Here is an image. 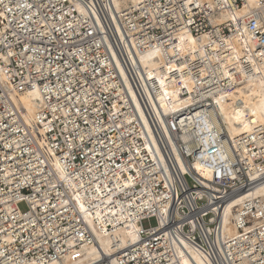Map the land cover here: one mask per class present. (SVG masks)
Returning a JSON list of instances; mask_svg holds the SVG:
<instances>
[{
  "label": "built area",
  "instance_id": "1",
  "mask_svg": "<svg viewBox=\"0 0 264 264\" xmlns=\"http://www.w3.org/2000/svg\"><path fill=\"white\" fill-rule=\"evenodd\" d=\"M242 4L0 0V68L9 86L0 85V264H48L94 244L89 211L98 226L134 221L140 236L94 264H200L190 248L202 264H264V197L234 209V235L223 221L230 201L264 183V127L231 153L216 129H187L192 118L209 121L214 97L238 90L240 74L233 80L222 59H210L230 49L233 35L244 45L247 77L264 85V11L238 15ZM221 7L235 16L214 24ZM185 33L210 40L209 57L175 58ZM151 50L187 64L199 83L194 101L174 110L140 60ZM36 89V120L51 152L11 97ZM176 92L181 102L190 98L183 85ZM151 219L157 224L145 228Z\"/></svg>",
  "mask_w": 264,
  "mask_h": 264
},
{
  "label": "bare ground",
  "instance_id": "2",
  "mask_svg": "<svg viewBox=\"0 0 264 264\" xmlns=\"http://www.w3.org/2000/svg\"><path fill=\"white\" fill-rule=\"evenodd\" d=\"M212 4L220 2L222 4L228 3V0H204ZM137 0H114L117 7L135 4ZM261 9L264 11V0H243L242 6L236 9L238 15H246L252 10ZM235 16L234 12L229 9L221 7L217 17L214 19L216 22H227ZM228 43L231 44L229 50L222 51L221 55L210 57L216 59L214 62L222 59V66L225 72L234 80L233 71L240 74V85L235 92H223L218 97H214V103L210 104L209 121L203 123L200 119H193L187 126V129H194L195 132H201L208 128H214L218 135L223 136L224 152H233V146L240 148L244 144L243 136H246L256 128L264 127V85L259 79H249L247 73L244 71L243 60H247L244 45L238 36L233 35L228 38ZM212 43L207 40L205 36L196 37L190 33H185L180 37L179 44L173 49L174 57L180 56L190 57L192 61L200 62V59L209 57L205 48V44ZM236 47V51L234 49ZM216 45L212 44V48ZM159 51H148L140 54V60L144 67H150L155 71L156 78L166 92V96L173 101L174 110L181 108L195 100L194 94L198 93L199 83L194 77L193 72L183 62H171L169 64L161 57ZM1 59V58H0ZM1 64V63H0ZM187 70V71H186ZM172 73V75H171ZM168 78L172 81L167 80ZM230 80V79H229ZM0 85L8 88V83L3 78L0 68ZM183 85L190 91V98L181 102L177 95V90ZM12 99L16 105L23 107L25 116L33 135L37 138L38 142L43 146L46 152H51L48 148L47 138L43 130L38 126L37 115L43 107V101L40 92L31 90L26 93H21L19 96L11 94ZM163 97V94H161ZM167 100V98H166ZM168 110V108H167ZM172 109H170L171 111ZM36 122L35 124L32 122ZM200 121V122H199ZM245 154V153H244ZM210 176V172H205ZM264 197V183L256 187L250 194H245L240 198L233 199L227 205L226 213L224 216V232L225 234L234 235L236 233L235 227L232 226V214L234 209L239 207L247 198ZM108 203L110 200L108 199ZM96 204V203H95ZM94 204V205H95ZM93 205V208L96 206ZM96 210V209H95ZM96 213L89 211L87 215V223L90 226L94 235V244H85L80 249H73L66 253L61 259L50 262L48 264H94L102 255H113L115 252L124 248L131 242L139 240L138 225L132 221L127 223L123 217H118L119 222L126 223L124 226H119L115 220L111 219L109 224L113 225L112 228L106 226H98L96 220ZM99 219V218H98ZM117 221V220H116ZM107 222H105L106 224ZM192 256L198 263L202 264L199 254L190 248ZM189 264L188 260L184 261Z\"/></svg>",
  "mask_w": 264,
  "mask_h": 264
},
{
  "label": "rangeland",
  "instance_id": "3",
  "mask_svg": "<svg viewBox=\"0 0 264 264\" xmlns=\"http://www.w3.org/2000/svg\"><path fill=\"white\" fill-rule=\"evenodd\" d=\"M20 209L22 210V211H26L27 210V206H26V204H21L20 205ZM157 224V222H156V220L155 219H151V220H145L144 222H143V226L145 227V228H148V227H150V226H155Z\"/></svg>",
  "mask_w": 264,
  "mask_h": 264
}]
</instances>
